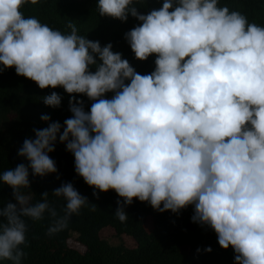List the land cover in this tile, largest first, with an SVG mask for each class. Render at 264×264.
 Instances as JSON below:
<instances>
[{"label":"clouds","instance_id":"clouds-1","mask_svg":"<svg viewBox=\"0 0 264 264\" xmlns=\"http://www.w3.org/2000/svg\"><path fill=\"white\" fill-rule=\"evenodd\" d=\"M40 2L0 0V73L14 67L40 89L62 87L73 116L62 132L58 122L34 129L36 138L18 151L29 164L0 172L16 201L0 206V260L21 264L28 231L22 217L39 221L46 210L57 216L47 192L30 205L22 190L30 188L29 168L41 177L57 171L48 153L60 133L85 183L123 198L115 213L121 222L134 198L158 212L194 205L192 220L233 248L235 264H264V26L219 0H163L147 14L134 6L144 0H97L100 16L123 22L131 14L142 22L124 34L136 59L155 54V69L141 75L111 43L101 47L75 24L65 34L25 17V5ZM72 94L93 101L90 111ZM44 103L58 107L61 96L53 91ZM53 195L67 203L49 235L87 205L71 183Z\"/></svg>","mask_w":264,"mask_h":264},{"label":"trees","instance_id":"trees-1","mask_svg":"<svg viewBox=\"0 0 264 264\" xmlns=\"http://www.w3.org/2000/svg\"><path fill=\"white\" fill-rule=\"evenodd\" d=\"M162 3L163 0H144L134 6L140 13L147 14L162 7ZM219 6L239 11L250 23L264 26V0H219ZM22 11L25 17H36L41 23L62 33H70L67 25L71 22L77 27L78 34L99 41L101 47L111 43L112 51L121 53L122 58L127 59L141 75L155 69V54L146 61L136 59L124 37L126 32L142 23L131 14L123 22L100 16L97 0H41L36 5H25ZM97 61L100 62L98 57ZM90 70L96 71V66H90ZM53 91L61 96L58 107L44 103V97ZM113 94L106 93L105 98L110 99ZM72 95L77 100H83L84 110L90 111L93 101L82 94ZM70 98L62 87L40 89L34 81L17 75L14 67L0 73V172L14 169L21 163L29 164L26 157L18 155V151L25 139L36 138L34 129H44L58 122L60 131H63L66 127L64 121L73 116ZM42 115H48L50 119L44 121ZM59 135L54 142L55 150L48 153L57 171L41 177L33 175L29 168L30 188L22 190L29 196L30 205L43 202V193L47 192L49 208L55 209L57 216L52 217L46 210L39 221L22 217L28 231L26 244L21 245L25 252L21 264H235L233 248H222L217 234L209 225L192 220L194 205L179 212H158L148 202L134 198L131 205H124L128 218L121 222L115 213L120 207L117 200L123 202V198L114 190L100 192L87 185L75 172L74 155L67 150V142H60ZM66 183H71L81 196L87 198V205L79 215L72 214L68 218L67 228L49 235V226L64 217L67 203L53 192ZM94 191L98 193V198L93 195ZM8 202L16 203L12 189L0 182V206ZM93 206L95 211L91 210ZM104 227H111L118 236L130 235L135 246L113 244L102 238L99 233ZM79 245L82 249L76 247ZM208 247H211L210 252L205 251ZM0 264L12 262L0 260Z\"/></svg>","mask_w":264,"mask_h":264},{"label":"rangeland","instance_id":"rangeland-1","mask_svg":"<svg viewBox=\"0 0 264 264\" xmlns=\"http://www.w3.org/2000/svg\"><path fill=\"white\" fill-rule=\"evenodd\" d=\"M28 196V195H26ZM19 206V205H18ZM99 235L102 238H106L109 242L113 244H118V243H123L125 246L128 247H134L135 246V241L132 239L130 235L122 234L120 236L115 234V231L111 227L103 228ZM70 244L75 246V243L72 240H69ZM78 249H82V246H76Z\"/></svg>","mask_w":264,"mask_h":264}]
</instances>
